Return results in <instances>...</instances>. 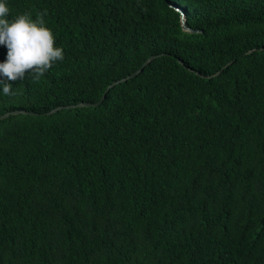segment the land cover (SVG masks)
Listing matches in <instances>:
<instances>
[{
  "label": "trees",
  "instance_id": "trees-1",
  "mask_svg": "<svg viewBox=\"0 0 264 264\" xmlns=\"http://www.w3.org/2000/svg\"><path fill=\"white\" fill-rule=\"evenodd\" d=\"M7 2L65 58L0 95V264H264V0Z\"/></svg>",
  "mask_w": 264,
  "mask_h": 264
},
{
  "label": "clouds",
  "instance_id": "clouds-1",
  "mask_svg": "<svg viewBox=\"0 0 264 264\" xmlns=\"http://www.w3.org/2000/svg\"><path fill=\"white\" fill-rule=\"evenodd\" d=\"M7 0H0V46L7 49L0 62V95L13 94L11 82L31 76L39 80L57 63L64 60V49L43 17L33 19L22 13L10 19Z\"/></svg>",
  "mask_w": 264,
  "mask_h": 264
},
{
  "label": "water",
  "instance_id": "water-1",
  "mask_svg": "<svg viewBox=\"0 0 264 264\" xmlns=\"http://www.w3.org/2000/svg\"><path fill=\"white\" fill-rule=\"evenodd\" d=\"M185 20H184V16L182 17V25H183V28L186 29V26H185ZM252 50L248 51V53H251ZM155 58V56H150L144 63L143 65L138 69L136 70L135 72H133L132 74L120 79V80H117V81H114L113 83H111L107 89H106V92L103 94V96L100 98L99 102L97 103H89V102H83V103H78V104H73V105H66V106H60V107H56L54 109H52L51 111H49L47 114H53L59 110H63V109H69V108H76V107H84V106H87V107H91V106H97L99 105L105 98V94L114 86L122 83V82H125L127 81L128 79H131L133 77H135L136 75H138L139 73L142 72V70L144 69L145 66H147L153 59ZM178 62L182 65L183 62L181 60H178ZM219 74V72H217L215 75ZM21 113H27L25 111H19V110H15V111H10V112H6L2 115H0V121L7 118L8 116L10 115H17V114H21Z\"/></svg>",
  "mask_w": 264,
  "mask_h": 264
}]
</instances>
